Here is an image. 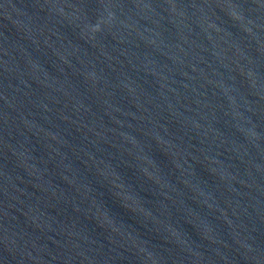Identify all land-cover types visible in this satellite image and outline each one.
<instances>
[{
  "label": "water",
  "instance_id": "obj_1",
  "mask_svg": "<svg viewBox=\"0 0 264 264\" xmlns=\"http://www.w3.org/2000/svg\"><path fill=\"white\" fill-rule=\"evenodd\" d=\"M0 264H264V0H0Z\"/></svg>",
  "mask_w": 264,
  "mask_h": 264
}]
</instances>
